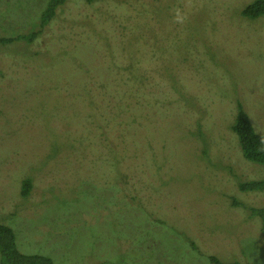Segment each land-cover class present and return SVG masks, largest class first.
Wrapping results in <instances>:
<instances>
[{"label": "rangeland", "instance_id": "obj_1", "mask_svg": "<svg viewBox=\"0 0 264 264\" xmlns=\"http://www.w3.org/2000/svg\"><path fill=\"white\" fill-rule=\"evenodd\" d=\"M48 1L0 0V36L39 29ZM253 1L72 0L31 43L0 42V222L21 251L264 264L250 213L264 190L239 187L264 164L233 129L241 101L264 135V14H242Z\"/></svg>", "mask_w": 264, "mask_h": 264}, {"label": "trees", "instance_id": "obj_2", "mask_svg": "<svg viewBox=\"0 0 264 264\" xmlns=\"http://www.w3.org/2000/svg\"><path fill=\"white\" fill-rule=\"evenodd\" d=\"M72 0H49L45 9L41 14L39 22V29L34 32L24 33L17 36L3 37L0 36V42L5 44H19L20 41L32 42L39 32H42V27L48 26L56 18L58 9ZM88 3H94L97 0H86ZM242 14L249 17H256L264 14V0H254L246 7L242 9ZM35 54H39L36 52ZM116 90V88H115ZM103 116V115H102ZM104 117V116H103ZM98 121L102 122L100 118ZM111 127L108 122L101 127L103 136L105 128ZM107 128V129H108ZM233 129L238 134L239 141L241 144L242 151L245 157L251 161L259 162L264 164V135L259 134L250 119V116L245 111L244 104L238 101V114L233 125ZM202 133V125L199 124L196 127V132ZM57 149H59L57 147ZM239 187L243 191H263L264 190V179L261 180H245L239 183ZM31 181L26 179L22 185V195L27 196L30 193ZM251 215L259 217L264 223V206L250 207ZM0 252H1V263L0 264H57L53 257L49 254L40 253H25L21 251L17 243V235L15 229L3 222H0ZM210 260L213 264H254L244 263L239 260H227L224 257L218 255H210Z\"/></svg>", "mask_w": 264, "mask_h": 264}]
</instances>
